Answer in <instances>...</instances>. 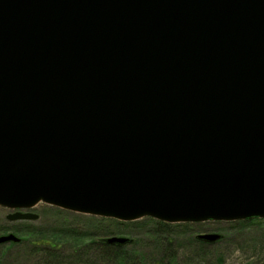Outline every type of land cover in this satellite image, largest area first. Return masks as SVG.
Returning <instances> with one entry per match:
<instances>
[{
    "label": "water",
    "instance_id": "1",
    "mask_svg": "<svg viewBox=\"0 0 264 264\" xmlns=\"http://www.w3.org/2000/svg\"><path fill=\"white\" fill-rule=\"evenodd\" d=\"M39 201L264 217V0H0V205Z\"/></svg>",
    "mask_w": 264,
    "mask_h": 264
},
{
    "label": "rangeland",
    "instance_id": "2",
    "mask_svg": "<svg viewBox=\"0 0 264 264\" xmlns=\"http://www.w3.org/2000/svg\"><path fill=\"white\" fill-rule=\"evenodd\" d=\"M16 211L34 213L38 217L26 221L9 220L7 215ZM55 217L65 220L74 231L92 222L105 224L110 231L91 232L80 244L74 240H45V236L32 238L40 240L1 244L0 264H118L122 256L130 257L126 264H264V217L174 223L149 216L128 221L108 217L110 223L103 222L99 216L39 202L27 209L0 205V235L21 225L43 227L54 222ZM181 232L189 235L188 240H173ZM205 233L221 234L222 238L213 243L196 238ZM110 236H125L134 241L115 252L98 243V239Z\"/></svg>",
    "mask_w": 264,
    "mask_h": 264
},
{
    "label": "bare ground",
    "instance_id": "3",
    "mask_svg": "<svg viewBox=\"0 0 264 264\" xmlns=\"http://www.w3.org/2000/svg\"><path fill=\"white\" fill-rule=\"evenodd\" d=\"M39 202H43V201H39ZM39 202H37V203H39ZM37 203L33 204L31 207H34ZM48 205L56 207V208H59V209L68 210V211H72V212H75V213H79V214L99 216V217H102L103 222L112 223V221L109 220L110 218L117 219V218H114V217L108 218L106 216L95 215V214H92V213H89V212H82V211H77V210H69V209H66V208H61L60 206H56L54 204H48ZM4 207H7V206H4ZM7 208L17 209V207L16 208L7 207ZM22 208L27 209V208H30V207H22ZM54 210L57 211V209H54ZM16 212H18V211H16ZM16 212H13L12 214H14ZM8 215H10V214H8ZM252 217H259V216H252ZM247 218H251V217H247ZM247 218H240V219H247ZM138 219H140V217ZM240 219H236V220H240ZM16 220L26 221L28 219H16ZM105 220H109V221H105ZM53 221L54 222L47 223L46 226L43 225V227H40V226L39 227L38 226L32 227V226H27V225H25V226L21 225V227L19 226V227L15 228L14 231L7 230V231H10V232H7V233L8 234L12 233L13 235H15L20 240L18 243H20V242H22V240H40L39 238L38 239H32L35 236H45V237H47V239H45V240H49V239L50 240H86L85 238L91 232H95V231L96 232L97 231H103V232L110 231V228L108 226L105 227L104 226L105 224H100V222H98V223L92 222L91 224H88L87 227L83 228L82 230L79 229L77 231H74V230H72V228L69 225H67L65 223V220H61V219H58L57 217H55V219H53ZM183 222H199V221H183ZM7 233H4V234L6 235ZM110 237H114V236H110ZM105 238H109V237H105ZM105 238L98 239V243L99 244H107L109 246H115V245H111V244L105 243L103 241H100V240H104ZM188 238H189L188 234H184V233L181 232L178 235L174 236L173 240L174 239L175 240H188ZM8 243L17 244V243H13V242H8ZM8 243H3V244H8ZM116 246H119V245H116Z\"/></svg>",
    "mask_w": 264,
    "mask_h": 264
},
{
    "label": "trees",
    "instance_id": "4",
    "mask_svg": "<svg viewBox=\"0 0 264 264\" xmlns=\"http://www.w3.org/2000/svg\"><path fill=\"white\" fill-rule=\"evenodd\" d=\"M22 241H24V240H22ZM81 241H82V240H74V242H76V243H78V244H80ZM103 246L106 247V248H109V249H110V248H111V249H114L115 252H117V251L119 250V248H121V246H116V245H115V246H109V245H107V244H103ZM129 260H130V257L122 256L121 258L119 257L117 263H118V264H126Z\"/></svg>",
    "mask_w": 264,
    "mask_h": 264
}]
</instances>
